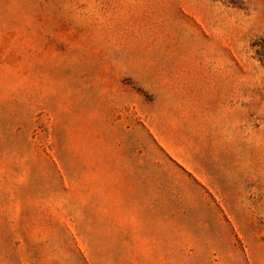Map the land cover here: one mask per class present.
Here are the masks:
<instances>
[{"label":"rangeland","instance_id":"rangeland-1","mask_svg":"<svg viewBox=\"0 0 264 264\" xmlns=\"http://www.w3.org/2000/svg\"><path fill=\"white\" fill-rule=\"evenodd\" d=\"M0 264H264V0H0Z\"/></svg>","mask_w":264,"mask_h":264}]
</instances>
